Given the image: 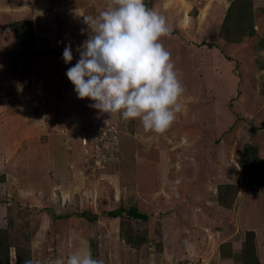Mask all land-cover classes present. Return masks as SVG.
Segmentation results:
<instances>
[{
    "label": "rangeland",
    "instance_id": "obj_1",
    "mask_svg": "<svg viewBox=\"0 0 264 264\" xmlns=\"http://www.w3.org/2000/svg\"><path fill=\"white\" fill-rule=\"evenodd\" d=\"M106 2L0 0V225L28 239L33 264L83 241L103 264H237L248 229L264 264V186L250 191L237 163L246 143L264 158V0L144 1L166 19L161 43L184 88L163 133L98 112L65 75L89 35L84 17ZM233 2L227 42L219 29ZM19 20L31 22L30 50L15 44ZM248 24L253 36L236 34Z\"/></svg>",
    "mask_w": 264,
    "mask_h": 264
},
{
    "label": "clouds",
    "instance_id": "obj_2",
    "mask_svg": "<svg viewBox=\"0 0 264 264\" xmlns=\"http://www.w3.org/2000/svg\"><path fill=\"white\" fill-rule=\"evenodd\" d=\"M89 32L77 62L65 73L78 99L92 101L100 113L139 119L145 130L163 133L181 111L184 88L171 54L161 43L169 34L164 16L144 0H107L96 16H85ZM65 64L73 60L71 45L63 49ZM53 264H103L90 246L81 247Z\"/></svg>",
    "mask_w": 264,
    "mask_h": 264
},
{
    "label": "trees",
    "instance_id": "obj_3",
    "mask_svg": "<svg viewBox=\"0 0 264 264\" xmlns=\"http://www.w3.org/2000/svg\"><path fill=\"white\" fill-rule=\"evenodd\" d=\"M240 1L247 2V0ZM233 6L234 2L226 10L224 19L222 20L219 29L220 37L227 42L234 40V33L232 32V29H235V27L230 25V21L233 19L231 17H233L232 15L234 13ZM244 12H246V10H243V7H241V13ZM235 20H240L237 15ZM246 26L247 27L244 29L239 25L236 26L238 27V30L236 28V34L250 31V34L248 35H251L252 30L250 24ZM10 28L13 32L15 44L17 46L24 50H30L34 47L35 40L30 21H13L10 24ZM237 163L247 172L246 186L250 191L257 192L260 187L264 186V158L259 157L258 148L255 145L250 143L244 144L241 155L237 159ZM126 212L131 218L142 221L148 220L147 214L140 211L136 207H130L126 210ZM105 214L108 217L118 216L116 210L108 211ZM243 235V247L238 253H232L233 255L231 257H233V260L237 264H261L258 254L256 253L254 230H245L243 231ZM126 241L132 246L138 245L137 241L133 238H127ZM91 252L93 257L96 256V249L94 245H92ZM32 260V253L28 239L20 238L18 234L12 233L8 229L7 225L0 227V264H33Z\"/></svg>",
    "mask_w": 264,
    "mask_h": 264
},
{
    "label": "crops",
    "instance_id": "obj_4",
    "mask_svg": "<svg viewBox=\"0 0 264 264\" xmlns=\"http://www.w3.org/2000/svg\"><path fill=\"white\" fill-rule=\"evenodd\" d=\"M241 226H242V225H241ZM0 227H4V224H1ZM242 228H244V226H242ZM249 228H250V227H249ZM251 228H252V227H251ZM229 238H230V237H229ZM229 238H228V239H229ZM236 243H237V242H236ZM240 248H241V247H240ZM240 250H241V249L235 250V247L233 246V253H234V254L238 253ZM232 255H233V254H232ZM214 256H215V258L218 257L217 254L213 253V254H212V257H214ZM225 261L229 262V260H225ZM230 262H231V260H230Z\"/></svg>",
    "mask_w": 264,
    "mask_h": 264
}]
</instances>
